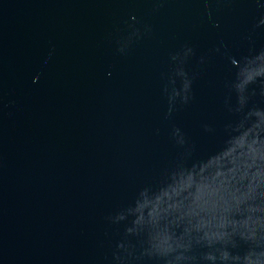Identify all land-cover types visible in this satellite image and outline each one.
Segmentation results:
<instances>
[{"label": "water", "instance_id": "1", "mask_svg": "<svg viewBox=\"0 0 264 264\" xmlns=\"http://www.w3.org/2000/svg\"><path fill=\"white\" fill-rule=\"evenodd\" d=\"M262 51L264 0H0V264L264 226Z\"/></svg>", "mask_w": 264, "mask_h": 264}, {"label": "clouds", "instance_id": "2", "mask_svg": "<svg viewBox=\"0 0 264 264\" xmlns=\"http://www.w3.org/2000/svg\"><path fill=\"white\" fill-rule=\"evenodd\" d=\"M190 51V50H189ZM264 51L257 53L248 61V66L259 68V75L264 77ZM255 79V77H253ZM252 81L249 80L248 83ZM247 84L244 85L246 90ZM189 82L187 81V90ZM237 91L241 89L237 87ZM264 94V92H262ZM188 96L182 98L187 102ZM210 130L206 127V131ZM257 197L256 207H259ZM218 216H227L224 210L217 213ZM256 219L246 227L236 226L225 222L222 226L218 225L210 230L192 229L185 235L177 237L175 240H169L164 246L153 241L139 249L123 248L121 259L134 261L142 257L155 259L160 264H198V262H209V264H227L231 261L235 264L238 257H233L231 249L240 244H246L250 247V254L244 257V264H264V226L259 223L258 214L254 213ZM208 249V251H203Z\"/></svg>", "mask_w": 264, "mask_h": 264}]
</instances>
